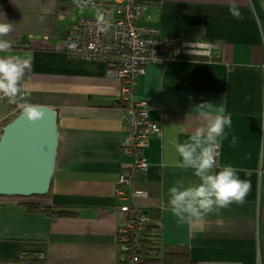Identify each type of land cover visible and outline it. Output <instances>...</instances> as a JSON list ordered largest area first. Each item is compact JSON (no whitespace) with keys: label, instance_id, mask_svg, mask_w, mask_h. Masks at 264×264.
Listing matches in <instances>:
<instances>
[{"label":"crops","instance_id":"1","mask_svg":"<svg viewBox=\"0 0 264 264\" xmlns=\"http://www.w3.org/2000/svg\"><path fill=\"white\" fill-rule=\"evenodd\" d=\"M60 1L74 2L0 0V22L14 23L4 37L11 50L0 55L29 56L25 98L58 112L56 171L50 195L38 202L73 214L30 211V198L0 196V264H36L43 254L45 264H121L117 234L127 215L120 209L118 180L135 162L126 153L121 82L108 76L103 63L51 49L80 19H95L94 9L77 5L58 15ZM112 1L95 0L103 10ZM138 4L144 8L140 26L214 45L209 60L150 65L140 77L136 100L148 103L150 119L162 131L149 139L148 172L132 182L133 191L147 193L138 203L149 216L159 211L163 243L187 248L199 264H264V0H238L239 18L230 14L227 0ZM202 104L231 114L216 164L233 166L250 188L242 204L186 223L171 212L168 189L177 180L188 184L198 178L178 167L173 143L189 138ZM19 111L0 97V122L8 123ZM166 114L176 121L166 122Z\"/></svg>","mask_w":264,"mask_h":264},{"label":"built area","instance_id":"2","mask_svg":"<svg viewBox=\"0 0 264 264\" xmlns=\"http://www.w3.org/2000/svg\"><path fill=\"white\" fill-rule=\"evenodd\" d=\"M143 11L138 0H113L104 9L111 24L108 32H99L95 19L82 18L67 30L61 44L51 48L71 59L103 63L108 76L121 82L120 104L128 139L126 153L135 157L134 164L118 180L120 209L127 215L117 234L121 264H142L145 256L155 254L144 241L151 218L138 203L147 193L131 188L132 182L149 170L145 155L149 139L162 131L160 125L151 121L148 103L136 100L140 77L150 65L210 59L214 47L206 42L190 43L165 37L158 29L140 26L138 21ZM6 124L0 122V137ZM38 258L36 264H45L44 254Z\"/></svg>","mask_w":264,"mask_h":264},{"label":"clouds","instance_id":"3","mask_svg":"<svg viewBox=\"0 0 264 264\" xmlns=\"http://www.w3.org/2000/svg\"><path fill=\"white\" fill-rule=\"evenodd\" d=\"M81 10L91 7L95 11L97 30L109 31L111 24L102 7L95 0H74ZM230 14L240 17L238 0H227ZM14 23L0 22V53H9L12 42L5 39L13 31ZM30 57L8 54L0 55V97L16 104L29 122H37L44 116L41 106L29 102L22 84ZM198 121L194 131L184 142H174L178 153V167L193 170L198 182L186 184L177 180L168 189V204L171 212L181 222L202 221L206 216L218 213L233 203L242 204L250 184L239 178L237 170L231 165L218 169L216 153L225 128L232 125V116L221 106L215 111L210 104L198 108ZM218 169V170H217Z\"/></svg>","mask_w":264,"mask_h":264},{"label":"water","instance_id":"4","mask_svg":"<svg viewBox=\"0 0 264 264\" xmlns=\"http://www.w3.org/2000/svg\"><path fill=\"white\" fill-rule=\"evenodd\" d=\"M44 116L29 122L20 112L3 128L0 137V196H44L56 171L59 117L41 106Z\"/></svg>","mask_w":264,"mask_h":264},{"label":"trees","instance_id":"5","mask_svg":"<svg viewBox=\"0 0 264 264\" xmlns=\"http://www.w3.org/2000/svg\"><path fill=\"white\" fill-rule=\"evenodd\" d=\"M75 7L76 4L74 2L60 1L57 5L56 11L58 15L68 14L73 10H75ZM103 8L105 9L106 6ZM192 60L204 61L209 59L196 58ZM12 120L13 119H11L8 123H10ZM173 121H176L174 119V116H172L171 114H166V122L170 123ZM179 122H182V120H180ZM49 195H50V191L44 196L29 197L33 201H30L27 204L28 210L40 211L44 209V211H50L52 214L63 215V216L73 214L72 211L63 208H59L58 210L55 208L53 209V211L49 210L50 209L49 206H45L44 208H42V204H40L38 201L40 199L47 198ZM149 214L151 216L152 222H150L147 225L146 232L144 233L145 235L144 241L149 246L150 249H153L155 251V254L145 256L142 264H199L198 261L192 258L187 248L164 244L162 240V229L160 224L157 223V221H159L160 219V213L159 211H151Z\"/></svg>","mask_w":264,"mask_h":264}]
</instances>
